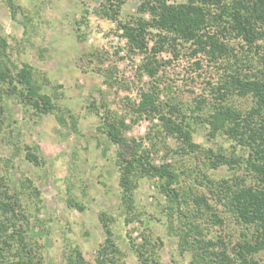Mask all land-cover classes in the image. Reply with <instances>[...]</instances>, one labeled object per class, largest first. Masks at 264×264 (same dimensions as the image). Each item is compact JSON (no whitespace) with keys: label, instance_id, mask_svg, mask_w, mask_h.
Segmentation results:
<instances>
[{"label":"rangeland","instance_id":"obj_1","mask_svg":"<svg viewBox=\"0 0 264 264\" xmlns=\"http://www.w3.org/2000/svg\"><path fill=\"white\" fill-rule=\"evenodd\" d=\"M13 2L15 12L5 0H0V63L30 65L54 102L78 119L77 129L73 130L60 124L53 112L41 114L35 106L26 107L20 96L7 98L3 107L6 122L0 132V184L13 190L28 178L39 189L41 201L37 207L31 199L29 204H23L27 205L25 210L30 218L28 237L43 247L42 264H69L67 256L75 247L85 260L94 263L105 239L102 213L113 218L114 238L125 264H141L131 238L142 243L144 236L157 242L162 263L189 264L192 253L180 248L177 222L169 220L168 201L159 192L157 178L140 180L132 211L127 212L121 205L116 162L120 146L107 138L101 119L88 107L93 100L98 104L105 96L111 109L126 116L129 124L132 119H139L127 133L128 138L137 141L154 129L153 122H158L145 115L138 117L140 94L150 90L156 80L141 75L142 56L130 47L118 23L140 16L150 20L149 13L139 11L142 0H125L117 19L105 15V0ZM152 33L155 39L149 42L150 46L158 38L156 29ZM171 43L157 55L164 61L159 72L163 80L161 100L180 102L183 109L195 107V97L210 93L207 79L222 71L208 66L204 55H193L188 43L178 44L177 49H172ZM196 60L202 66H196ZM199 72L201 77H197ZM238 102L248 104L247 100ZM193 127L194 141L203 148L233 149L234 142L225 136L210 137L207 126L193 123ZM167 144L174 149L182 146L173 137L167 138ZM27 145L40 146L43 162L35 165L27 159ZM144 147L159 149L158 164L167 161L180 172L189 170L192 177H183V185L194 187L198 193L207 189L195 180L199 168L216 180L233 176L226 165L207 168L203 154L168 153L159 141L152 146L145 140ZM209 229L205 230L208 237L224 240L231 249L240 239V229L233 225ZM257 258L264 264V253Z\"/></svg>","mask_w":264,"mask_h":264},{"label":"trees","instance_id":"obj_2","mask_svg":"<svg viewBox=\"0 0 264 264\" xmlns=\"http://www.w3.org/2000/svg\"><path fill=\"white\" fill-rule=\"evenodd\" d=\"M5 1L15 12L13 0ZM124 2L105 0V15L117 19ZM139 11L149 13L151 19L140 16L118 23L130 47L142 56L141 75L156 80L150 90L140 94L136 108L138 117L145 115L152 122L157 119L152 128H161L151 129L154 133L148 132L140 141L130 139L127 133L131 124L139 119H132L129 124L126 116L111 109L105 96L98 104L93 100L88 106L101 119L107 138L120 146L116 162L121 205L127 212L132 211L140 180L157 178L159 192L168 201L169 220L177 222L180 248L182 252L192 253L189 264H261L257 257L264 253V0H142ZM152 29L158 31V38L150 46L149 42L155 39ZM170 41L172 49H177L180 43H188L193 55H204L208 66H217L222 71L219 76L207 79L210 96L195 97V107L190 105L183 109L180 102L171 104L161 100L163 80L159 72L164 61L157 55ZM196 66H202L200 60H196ZM199 76L202 73L199 72ZM16 96L22 98L26 107L35 106L41 114L53 112L60 124L77 129L76 115L54 102L30 65L18 67L1 62L0 132L6 122L5 100ZM240 100H247V106L238 102ZM193 123L207 126L212 138L218 134L225 136L234 142L233 149L203 148L194 141ZM168 137L177 139L182 146L170 148ZM154 139L162 143L168 153L203 154L207 168L226 165L233 176L216 180L199 168L195 180L207 189L198 193L194 187L183 185V177H192L189 170L182 173L174 163L156 162L159 149L144 147L145 140L156 146ZM26 149L28 160L35 165L43 162L40 146L27 145ZM2 186L4 188L0 184V264H42L43 247L28 237L30 218L25 210L31 201L38 206L39 189L28 178L13 190L7 184ZM100 219L105 239L97 250L95 262L85 260L81 250L75 247L67 256L69 264H125L114 238L112 216L102 213ZM228 224L240 229V239L232 249L224 240L216 241L205 233L215 225ZM131 240L141 264H164L157 253V242L147 236L142 243Z\"/></svg>","mask_w":264,"mask_h":264}]
</instances>
